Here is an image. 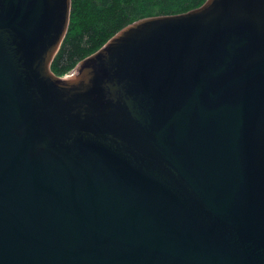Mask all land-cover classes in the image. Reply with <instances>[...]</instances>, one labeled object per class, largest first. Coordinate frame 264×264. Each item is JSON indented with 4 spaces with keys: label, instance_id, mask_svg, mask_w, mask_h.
<instances>
[{
    "label": "water",
    "instance_id": "water-1",
    "mask_svg": "<svg viewBox=\"0 0 264 264\" xmlns=\"http://www.w3.org/2000/svg\"><path fill=\"white\" fill-rule=\"evenodd\" d=\"M71 0H0V264H264V0L138 20L50 65Z\"/></svg>",
    "mask_w": 264,
    "mask_h": 264
},
{
    "label": "trees",
    "instance_id": "trees-1",
    "mask_svg": "<svg viewBox=\"0 0 264 264\" xmlns=\"http://www.w3.org/2000/svg\"><path fill=\"white\" fill-rule=\"evenodd\" d=\"M206 0H71L65 37L51 65L63 77L126 26L145 18L186 13Z\"/></svg>",
    "mask_w": 264,
    "mask_h": 264
},
{
    "label": "rangeland",
    "instance_id": "rangeland-1",
    "mask_svg": "<svg viewBox=\"0 0 264 264\" xmlns=\"http://www.w3.org/2000/svg\"><path fill=\"white\" fill-rule=\"evenodd\" d=\"M76 69L77 67H75L71 72H69L67 75H64L62 78H68V77H75L76 75Z\"/></svg>",
    "mask_w": 264,
    "mask_h": 264
}]
</instances>
